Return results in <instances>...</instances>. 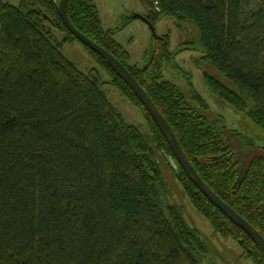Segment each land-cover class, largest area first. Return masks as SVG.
Returning <instances> with one entry per match:
<instances>
[{
  "label": "trees",
  "instance_id": "1",
  "mask_svg": "<svg viewBox=\"0 0 264 264\" xmlns=\"http://www.w3.org/2000/svg\"><path fill=\"white\" fill-rule=\"evenodd\" d=\"M59 0H0V264H202L200 231L164 200L159 155L174 158L137 96L96 52L65 27ZM153 25L160 16L189 21L202 60L235 88L205 75L209 89L238 111L252 101L264 135V0H145ZM73 26L113 54L148 94L200 179L264 238V160L243 174L256 146L226 136L165 80L169 35L155 36L144 66L104 29L91 0H68ZM133 16L128 17L130 21ZM127 21V22H128ZM55 32L63 35L57 40ZM78 41L122 96L137 106L148 135L128 124L106 98L97 72L84 73L60 47ZM242 96V97H241ZM245 103V104H244ZM174 175L194 209L242 255L264 264L263 250L193 184L174 161Z\"/></svg>",
  "mask_w": 264,
  "mask_h": 264
},
{
  "label": "rangeland",
  "instance_id": "2",
  "mask_svg": "<svg viewBox=\"0 0 264 264\" xmlns=\"http://www.w3.org/2000/svg\"><path fill=\"white\" fill-rule=\"evenodd\" d=\"M17 6L20 0H2ZM98 9L104 29L112 30L113 38L122 45L130 55V64L142 67L145 65L151 51L155 36L169 35V49L173 53L171 63L163 65V77L175 84L183 95L193 102L191 94L196 92L207 104L204 114L210 121H219L226 136L233 140L250 141L256 146H264V135L254 120L252 101H246V110L238 111L229 103L218 98L208 87L205 75L215 77L226 86L235 90L233 84L218 74L209 62L203 61L199 43V33L189 21L178 22L170 16H160L154 24L153 34L149 25L140 18L129 16L135 13H148L145 0H91ZM128 21V22H127ZM57 40L63 35L55 32ZM60 50L62 54L73 62L84 73L97 72L105 84L100 88L106 98L118 109L124 120L135 126L141 133L148 135L146 120L140 109L129 102L120 92L112 86L108 75L100 68L94 59L78 41L64 43ZM245 104V103H244ZM160 165L163 169L164 200L169 205L180 208L185 221L191 227L200 231L206 243L207 255L202 264H254L252 260L242 255V247L233 239L218 235L209 221L199 214L191 204L183 187L177 181L172 167L175 159H166L159 155Z\"/></svg>",
  "mask_w": 264,
  "mask_h": 264
},
{
  "label": "water",
  "instance_id": "3",
  "mask_svg": "<svg viewBox=\"0 0 264 264\" xmlns=\"http://www.w3.org/2000/svg\"><path fill=\"white\" fill-rule=\"evenodd\" d=\"M67 2L68 0H59L58 2V12L59 15L70 33H72L81 43L87 46L90 50L96 52L104 61L116 72V74L128 85V87L137 96L145 110L148 112L150 117L155 122L156 126L159 128L160 132L165 137L168 142L170 149L174 155L175 160L181 166L186 175L190 178L193 184L202 192V194L236 226L240 227L252 240L257 244L264 252V238L255 230L244 218L237 214L229 205L223 202L199 177L197 172L192 167L187 156L180 147L173 131L171 130L169 124L166 122L165 118L161 115L159 110L154 105L153 101L150 99L148 94L143 90L135 78L129 73L126 67L110 52L106 49L93 42L87 36L82 34L77 30L73 24L70 22L67 16ZM134 18H140L146 22L152 33H155L153 25L149 20L142 14H133ZM261 158L264 160V150L261 148H254L249 150L242 162L241 171L244 174L252 164V162Z\"/></svg>",
  "mask_w": 264,
  "mask_h": 264
}]
</instances>
